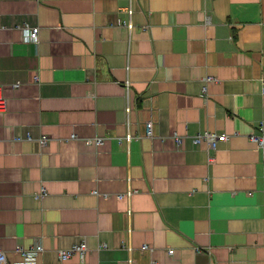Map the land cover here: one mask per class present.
<instances>
[{"label":"crops","instance_id":"0c3cea01","mask_svg":"<svg viewBox=\"0 0 264 264\" xmlns=\"http://www.w3.org/2000/svg\"><path fill=\"white\" fill-rule=\"evenodd\" d=\"M263 75L264 0H0L9 264L35 243V264H264Z\"/></svg>","mask_w":264,"mask_h":264},{"label":"built area","instance_id":"2783aa9c","mask_svg":"<svg viewBox=\"0 0 264 264\" xmlns=\"http://www.w3.org/2000/svg\"><path fill=\"white\" fill-rule=\"evenodd\" d=\"M117 24L119 25H125L129 28H131L133 25L131 24L130 20H125L123 18H119L117 21ZM39 32L40 27L39 26H31L27 25L25 27V40L28 42H39ZM38 77H36V80ZM216 77L214 76H206L204 77V81L207 83L209 81L215 80ZM131 81L128 79L126 81L125 85V94L128 95L129 89H130ZM261 90L262 93H264V75L261 78ZM202 93L207 96V86L204 84L202 87ZM7 110V99L2 93V88L0 85V112H4ZM146 131L147 135L152 136L153 135V120L150 119L146 122ZM75 136V135H74ZM28 138H31L30 136ZM249 138L251 141H253L260 152V160L262 164L264 165V123L260 122L250 133ZM131 135H126L125 140L130 141ZM228 139V136L223 134L216 133L214 131L206 130L204 132L198 133L194 136V141L196 143H199L202 140H205L208 143L209 149H215L217 146L222 143L223 141H226ZM176 143H181V138L177 135H175ZM50 141V137L44 136L40 139V143L42 146H46ZM93 142L96 144H102L104 142L103 137H96L92 139ZM122 142V141H120ZM46 188L44 186L41 187V189L35 194L36 199H43L46 195ZM133 194V191H128L127 193H120L117 195L118 198L128 197L130 198ZM101 247H106V244L103 243ZM132 250V247H128ZM148 248V245H143L142 250H146ZM17 250L22 254L23 260L21 262L15 263V264H35L36 261V255L40 252V250H43V247L40 243H35L32 245V247L25 249L23 247H17ZM89 250L88 243L85 239L79 241L78 243L74 244L72 247L68 249H60L58 251V255L60 256L61 260H68L72 256L77 255L80 257L81 261L84 260L86 252ZM200 249L198 248V251ZM175 249H168L169 254H174ZM0 264H9L7 255L5 250L0 248Z\"/></svg>","mask_w":264,"mask_h":264}]
</instances>
